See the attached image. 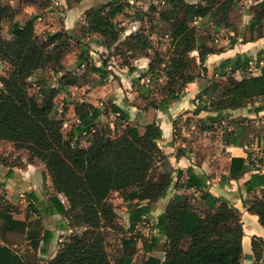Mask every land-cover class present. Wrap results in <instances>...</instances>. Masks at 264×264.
<instances>
[{
	"label": "trees",
	"instance_id": "trees-1",
	"mask_svg": "<svg viewBox=\"0 0 264 264\" xmlns=\"http://www.w3.org/2000/svg\"><path fill=\"white\" fill-rule=\"evenodd\" d=\"M121 1L112 0L108 7L99 6L87 14V33L98 35L104 40L99 44L109 49L121 40L122 30L113 26L114 18L126 10L124 5H117ZM243 1L204 0V3L192 4L186 0H163L161 8L150 7L149 11L158 16L151 21L152 34L172 41L170 55H156L149 67L152 73L164 71L167 79L161 89V100L153 98L151 85L139 88L132 106L146 116L141 121L132 120L129 112L112 105V113L127 124L123 134L115 139L111 138V129L105 134L96 130L103 114L100 108L77 105L79 125L69 143L62 133L63 123L53 119L52 114L55 99L67 92L68 87L76 86L78 80L65 81L63 77L59 88L43 89L40 103L30 95L27 80L50 66L58 73L55 68L61 67L62 56L71 49L73 37L59 33L49 35L42 42L35 30L38 18L19 24L17 10L0 0V60L11 69L0 86V142L27 151L34 161H27L29 164L43 161L55 193L63 195L69 205L66 209L57 196L42 200L36 194H27L26 199L33 202L29 207L33 215H27L25 221L14 219L8 211H0V264H40L38 253L52 257L50 246L55 232L66 231V227L73 229V233L60 243L57 256L46 264H134L137 238L119 240L109 198L112 193H124L129 210L128 233L132 234L150 219L152 207L166 199L171 189L185 193L176 195L158 218L154 227L157 234L152 242L143 241L144 252L149 255L143 264H242L245 234L239 210L226 198L214 196L209 189V177L198 175L194 169L179 171L175 181L169 172L170 164L163 162L165 154L159 146L163 131L155 117L158 112L167 113L190 84L207 75V58L219 51L208 43L210 35L223 30L233 33L235 37L230 38V46L237 45L240 39L244 43L264 40V5L256 9L245 26V16L239 9ZM106 8L109 11L104 14ZM5 21L11 23V40L3 37ZM127 40L129 53L145 50V41L139 33L129 35ZM87 53L86 46L81 45L78 67L85 66ZM252 60V57L237 56L235 60L223 62L216 72L229 79L228 83L213 82L198 96V100L210 101L211 111L217 118L264 99V67L258 76L252 74L241 80L235 77L238 72L242 76L254 73L250 71ZM91 68L102 80L109 78L105 65ZM229 69L230 75L226 73ZM137 71L129 65V74ZM145 77L140 75L134 85L139 86ZM207 109V105H199L194 115L200 116ZM262 111L264 107L256 110ZM248 131L239 129L234 147L248 148ZM79 136L90 137L87 148L73 143ZM158 166L164 171L159 179L153 177ZM249 174L250 178L239 188V196L247 213L258 217L264 228V173L252 162L251 154L231 160L229 181H239ZM54 216L65 217L68 224L63 221L56 231L45 229V220ZM163 240L166 249L162 258L155 250ZM187 242L188 248H185ZM26 243L32 251L18 254L15 248ZM252 249L255 260H262L264 240L254 237Z\"/></svg>",
	"mask_w": 264,
	"mask_h": 264
},
{
	"label": "rangeland",
	"instance_id": "rangeland-1",
	"mask_svg": "<svg viewBox=\"0 0 264 264\" xmlns=\"http://www.w3.org/2000/svg\"><path fill=\"white\" fill-rule=\"evenodd\" d=\"M112 0H3L5 5H11L13 2L20 13L16 18L19 24H25L32 18L37 17L35 23L36 35L45 42L49 35L59 33H68L73 37L70 42L71 49L65 52L62 56L61 67H56L58 73L53 71V66L44 71H39L32 78L27 80L28 91L30 95L41 102V92L45 88H59L63 77L65 81L77 79L76 86L67 88V92L61 93L55 99V109L52 114L53 119L63 123V136L66 141L71 142V135L79 125L78 117L75 109L77 105L90 104L96 108H100L103 112L101 119L96 123V130L105 134L108 129H111V138L115 139L123 134L127 124L124 123L117 115L112 113V105H118L122 109L130 112L135 121L144 120L145 115L138 114L137 109L133 108V103L138 97L139 88L143 85H151L153 90V98L157 101L161 100L162 87L167 82L164 71L149 72V65L155 60L156 55L169 56L172 49L171 40H162L153 35L151 21L158 16L149 11L150 7L161 8L163 0H122L117 5H124L126 10L123 14L114 18L113 26H118L122 30L120 43L113 45L110 49L100 45L101 38L98 35L89 34L86 31L88 25L87 14L93 8L99 6L106 7ZM188 3L199 2V0H186ZM264 5V2L255 0H244L239 4L240 11L244 13L255 12L257 8ZM108 7V6H107ZM109 8L104 10V14L108 13ZM245 16V14H244ZM248 18V17H247ZM246 18V19H247ZM245 21L248 22V19ZM199 24V22L197 23ZM11 23L5 21L3 24V37L11 40L10 36ZM140 34L142 40L145 41V50L138 54L129 53V44L127 38L131 34ZM238 36V35H236ZM235 37V36H234ZM230 32L223 30L219 34L210 35L208 43L214 50H219L223 45H230ZM249 37H247L248 39ZM65 40V39H64ZM129 43V42H128ZM81 45L88 49L86 64L83 67H78V58L81 54ZM145 56H148L146 58ZM197 56V54H195ZM105 65L106 71L109 73L107 80H102L100 76L92 71V66L97 68ZM129 65L138 69L134 74H129ZM10 66L0 60V86L2 79L10 73ZM257 73V72H256ZM145 74L146 77L138 86L134 85L135 79L140 75ZM255 73H247L236 75V79L241 80L243 77H249ZM212 82L222 83L226 85L229 79H221L212 77ZM67 83V82H66ZM207 105L208 109L200 116H195L194 112L199 105ZM194 111L176 117L173 122L174 138L168 144L162 145L164 156V165L170 164V171L177 180L176 171L179 166L170 162V157L174 155L191 154L195 164L202 168L204 162L207 163L213 170L212 177L221 178V184L232 187L235 193L233 198L238 199V191L241 183L250 175L245 176L239 181L229 182L226 173L229 171L231 155L227 153V148L233 145L235 136L239 129L246 128L250 134L248 150L245 152L251 154L252 162L264 172V142L257 145V138L264 139V113H254L257 109L264 107V99H259L248 104L244 109L224 113L222 118H217V114L211 111L210 101L204 98L202 101L198 97L193 101ZM162 112H158L155 120L159 123V116ZM153 119V118H152ZM90 137L79 136L73 141L81 148L89 146ZM161 144V143H160ZM168 145H171V150H168ZM231 148V146H230ZM260 149V151L257 150ZM169 153L166 154L165 153ZM171 153V156H169ZM9 156V157H7ZM221 156L223 158L221 159ZM30 160V155L27 151L16 150L15 146L8 142H0V161H7V165H16L23 167L22 160ZM36 163L45 166L43 161L36 160ZM35 163V164H36ZM215 171V172H214ZM163 168L158 166L153 177L159 179L162 175ZM185 172V171H184ZM50 176V175H49ZM46 180V179H45ZM52 181V179H51ZM45 192L50 194L49 188L45 187ZM175 190L171 189L168 196L175 194ZM184 194V192H181ZM6 192L2 191L0 185V211H8L12 213L14 219H26L27 215L33 213L28 203H24L22 199L14 200L12 203L7 199ZM124 193H112L109 198V203L114 208V229L119 235V240L136 239L137 255L134 257V264H143L149 255H146L143 249V241L152 242V238L157 232L154 227L156 222L165 209L164 205L169 200L160 202L157 209V204L154 207V215L149 220L140 224L137 230L130 234L129 210L127 203L124 201ZM232 198V196H230ZM65 204L67 200L63 198ZM244 205V204H243ZM240 212V211H239ZM33 215V214H32ZM241 220H242V214ZM68 224V220L62 216L61 221ZM54 220V219H53ZM70 223V221H69ZM248 224V223H246ZM79 233L83 230H78ZM66 236L61 237L63 241ZM69 237V236H68ZM1 243V240H0ZM61 244L60 241L54 240L50 246L49 256L39 254L40 264H46L54 255L58 254ZM188 248V242L185 245ZM18 254L23 255L30 250V244H21L17 246ZM166 249V241L163 240L159 247L155 250L156 255L164 257ZM107 251L112 257L111 248L107 246Z\"/></svg>",
	"mask_w": 264,
	"mask_h": 264
},
{
	"label": "crops",
	"instance_id": "crops-1",
	"mask_svg": "<svg viewBox=\"0 0 264 264\" xmlns=\"http://www.w3.org/2000/svg\"><path fill=\"white\" fill-rule=\"evenodd\" d=\"M259 2H264V0H260ZM197 3H204V0H199V2H195L192 4H197ZM13 4L14 3L12 2L10 6L13 7L15 10H17L15 5ZM19 14L20 13H18V16ZM244 14H245V19L248 17L247 18L248 22L244 20V25L248 26L250 21L253 18L254 12H251V13L246 12ZM230 37H234V34L230 33ZM226 44L223 45V47L219 48V51L217 53L207 58V61L205 64L207 71H208L207 75L197 80L195 83L190 84L185 90L183 97L180 100L172 103L169 106V110L167 113H161V115L159 116L158 125L163 131L162 142L161 144H159L161 150H163L162 145L166 143L168 144V142H171L174 138L173 122L176 119V117L194 111L193 101L195 100L196 97L201 95V93L206 87L211 86V84L213 83L211 81L212 77L214 76V77L221 78V79H227L226 77H221L216 72V70H218L221 67V64L223 62L227 60H235L237 56H241L243 58L252 57L253 60H252V63H250L251 65L250 71L254 72L255 76L260 75L261 68L264 67V40H260L254 43H244L240 39L238 44L235 46H230ZM226 73L230 75V69L227 70ZM238 74L240 75L241 73L238 72L236 75ZM254 113H256V111H254ZM262 113H264V111L259 112L258 114H262ZM138 114H139V111L137 110V115ZM130 116L132 117L131 114ZM132 120L134 119L132 118ZM256 140H257L258 146L260 144H263L264 142V139L262 138H260V140L259 138H257ZM230 146L227 148V153L230 152V154H232L231 155L232 159L233 158H247V153L245 152V150H248V148L244 150V149L236 148L233 145H230ZM168 150H171V145H168ZM257 150L260 151L259 148H257ZM166 154H169V153H166ZM169 156H171V153ZM222 158L223 156H221V159ZM169 159L171 163L174 160L175 161L174 163H176L179 166L180 169L176 171L177 174L179 171L186 172L189 169H194V171L198 175L208 176L209 177L208 185H209V189L211 193L214 196L226 198L235 206V208H237L241 212L242 222L244 224V234H245L243 238L242 264H264V256L262 260L256 261L254 258L253 249H252V241L254 237L261 238L264 240V228L260 225L258 217L252 216L247 213L246 208L243 205V201L239 196V191H238L239 198L235 200V198H233L234 195H231L232 193H235L234 189L228 185L221 184V181H222L221 178L215 179L214 177H212L213 170L212 168H210V166L207 165L206 162H204L205 164L202 168H199V166L195 164V161L191 157V154H187V156H184L183 154H180L179 156L177 154V155L170 157ZM5 162H8V160L0 161V185H1L2 191L6 192V194L8 195L7 199L11 203L14 200H18L19 198V199H22L24 203L33 205V202L31 200L29 202L25 196L27 194H36L42 200L48 199L52 196H57L62 201V203L65 205L66 209L69 208L68 202L67 204H65V201H63V198L65 197L63 195H59L55 193L51 178L48 175L45 166L40 165L38 163L29 164L27 163L25 159L22 160L23 167H18L16 165H12V166L7 165L8 163H5ZM226 176L227 178L229 177V171L226 173ZM249 178H247L245 181H247ZM175 181H176V178H175ZM229 182L231 183L234 181H229ZM242 185L243 184L241 183V186ZM45 187L49 188L50 194L45 192ZM175 191L176 192L173 195V197L168 196L166 199L160 201V202H164L165 200H169L167 203H165L164 205L165 209H163L164 211L162 212L161 215L165 213L168 205L174 200L176 195H182L183 193L181 192H184V191H177V190ZM230 196H232V198ZM160 202L157 203V209L159 207L158 204H160ZM152 208L153 209H152L151 216L154 215V207ZM61 218L62 216H54V217L47 218L45 220V229L56 231V227L60 223L61 224L65 223L63 222V219L61 221ZM16 220L25 221L24 219H16ZM66 229H67L66 231H56L54 240H58L61 243L63 242L61 237L66 236L65 238H67L74 231L70 227H66Z\"/></svg>",
	"mask_w": 264,
	"mask_h": 264
},
{
	"label": "water",
	"instance_id": "water-1",
	"mask_svg": "<svg viewBox=\"0 0 264 264\" xmlns=\"http://www.w3.org/2000/svg\"><path fill=\"white\" fill-rule=\"evenodd\" d=\"M56 256H57V254H56V255H54L52 259H54Z\"/></svg>",
	"mask_w": 264,
	"mask_h": 264
}]
</instances>
